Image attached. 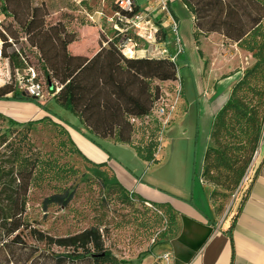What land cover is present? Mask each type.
Instances as JSON below:
<instances>
[{"label":"trees","instance_id":"1","mask_svg":"<svg viewBox=\"0 0 264 264\" xmlns=\"http://www.w3.org/2000/svg\"><path fill=\"white\" fill-rule=\"evenodd\" d=\"M180 2L193 16L196 40L199 35L219 34L250 54L254 60L215 115L210 144L203 158L202 179L224 192L215 195L226 198L227 193L239 188L262 134L264 0ZM5 3V11L12 17V23L5 30L14 43H17L16 34L20 30L28 45L37 51L41 74L46 85L52 86L55 104L75 116L94 139H109L115 144L127 145L139 160L156 162L161 126L151 117V112L163 85L176 80V62L168 58L126 57L119 48L120 40L100 38V29L96 30V25L83 13L86 1L74 4L77 16L81 17L64 15L55 23L46 22L49 10L44 4L31 6L30 0H5ZM116 11L115 7L111 15ZM137 13V7L131 12L120 11L125 18ZM72 23L78 24L76 30ZM115 23L123 27L116 20ZM82 28L92 29L94 33L88 32L84 38H80ZM160 32L163 34L162 30ZM2 39V56L8 60L11 82L0 86V100L10 97L29 102L37 100L17 89V75L20 70H26L24 60L20 53H7L11 45L5 37ZM0 121L20 129L0 133V263L4 260L6 264H18L19 261L21 264H141L150 251L140 253L132 262L119 260L105 246L98 226L58 238L44 236L30 228L25 219L28 191L33 182L49 172L56 175L58 171H54L50 159L33 150L29 139L32 128L49 122L62 135L60 144L69 147L72 154L81 155L68 140L66 131L50 119L17 122L0 114ZM102 167L98 165L94 168ZM64 172L59 170V173ZM108 176L110 188L117 189L121 197L130 202L128 193L112 176ZM71 201L72 193H55L43 200L42 209H65ZM138 203L145 205L140 199ZM152 207L145 208L155 216L154 223L163 226V230L152 239L153 244L160 237L166 242L176 235L175 213L167 204ZM23 231L35 244L44 245V250L37 245H26ZM17 249L21 254L16 259Z\"/></svg>","mask_w":264,"mask_h":264},{"label":"crops","instance_id":"2","mask_svg":"<svg viewBox=\"0 0 264 264\" xmlns=\"http://www.w3.org/2000/svg\"><path fill=\"white\" fill-rule=\"evenodd\" d=\"M134 1L141 14L140 10L145 5H148L147 13H151L155 0ZM176 3L183 6L180 0H169L167 6L170 16L178 24L180 16L174 10ZM185 10L186 14H180L191 23L192 46L196 53L193 61L201 85L194 95L187 96L180 76L182 96L172 120L160 136L156 162L139 160L127 145L115 144L109 139H94L67 111L65 119L57 117L53 121L47 115L43 118L66 129L67 138L79 151V157L92 167L103 166L100 170H106L135 199L151 206L167 204L173 209L176 235L156 248L157 255L169 252L171 264H264V138L247 171V180L242 181L221 215L211 202V187L201 177L215 115L227 102L231 89L245 70L252 66V56L216 33L196 40L193 16ZM157 14L160 13L157 12L146 27L157 25L166 41L171 38L169 20L159 23L161 16ZM146 16V13L142 15ZM88 32L94 33L92 29L82 28L80 38ZM226 42L232 43L228 56L215 55L216 45H226ZM185 64L188 73L193 75V66L188 62ZM225 81L230 88L229 94L218 98L217 88ZM30 117L19 122L29 121Z\"/></svg>","mask_w":264,"mask_h":264},{"label":"rangeland","instance_id":"3","mask_svg":"<svg viewBox=\"0 0 264 264\" xmlns=\"http://www.w3.org/2000/svg\"><path fill=\"white\" fill-rule=\"evenodd\" d=\"M86 2L87 4L83 11L93 14L103 9L106 17H112L111 11L115 9L113 0H105L104 2H102V0H86ZM30 4L31 6H40L44 4L45 7L48 8L49 16L46 19L48 23H55L64 15H71L72 17L77 16L76 7L74 3L69 2V0H30ZM174 10L177 14L179 12L180 16L177 35L182 47V53L177 54L176 58L178 77L180 80L182 77L187 96H192V93L194 95L195 91H199V86L201 85V81L195 70V62L193 61L196 53L193 51L192 46V27L191 23L181 18L182 15L180 13L186 10L180 3L175 4ZM147 12L148 5H145L142 10H140V13L142 15L146 13L147 16L145 18L142 17L139 23H137L139 27L137 31L144 34L142 37H146L148 34V32L144 31H149L150 26L146 27V25L157 13ZM157 16H161V21L159 20L160 18H158L159 23L167 19L169 20L171 38L166 41L171 42L169 45V53L176 55L180 47L177 46V44L175 45L176 42H174L172 18L166 11L160 12ZM77 17L79 18L81 16ZM102 21L103 23L94 24L100 29L99 35L101 39L109 41L120 40L119 42H122L125 37H129L137 44L136 49L138 52L135 54V57L159 58L152 53L165 42L161 32L156 35L155 44L151 40L147 43L145 40L137 37L135 32L136 29L131 28V25H126L127 31L119 33L114 27L115 21L111 20L107 22L105 18ZM72 26L73 28L75 27L76 30L78 24L72 23ZM17 31L15 49L20 53L21 59L24 60V67H31L39 73V78L43 83L42 93L37 100L30 102H23L15 97H10L7 100H0V114L11 117V119L17 122L29 116H32L29 120L41 119L44 115L50 116L53 121L57 117L65 119L68 114L52 100V86L51 84L48 86L46 85L45 79L41 74V62L39 61L37 51L28 45L23 32L20 30ZM200 36L204 35H199L197 39H199ZM214 37H218L221 41H225V39L217 35ZM230 42H226V45L217 44V52H215V55L224 56L227 54L228 56V49H231L230 45H232ZM7 53H11V50H7ZM252 61V63H254L253 59ZM186 62L193 66L191 67L195 77L188 73ZM246 68L245 66L244 69ZM26 73L27 70H20L17 75V81L25 77ZM229 91L228 82H222L217 88V92L219 93L218 98H222L224 94L228 95ZM33 115L36 116L35 119ZM8 129H11V131L14 129L20 130L19 128L9 126L6 122L0 121V133L6 132ZM164 129L165 127L162 133ZM65 131L68 137V132L66 129ZM61 136L59 130H56L49 122L36 125L32 128L29 139L32 146H34L33 150L41 153L45 159H50L54 171L57 169L58 171L56 175L49 172V174L42 177V179L37 180L35 183L33 182L28 191L25 205V219L30 228L40 231L44 236L58 238L74 235L91 226H98L105 246L117 257V259L132 262L137 259L140 253L150 251L141 264H159L157 257L160 254H156V248L162 245L163 241L160 237L156 239L153 244L152 239H155L157 234L163 230V226L159 227L154 223L155 216L145 208V205L138 203L137 199L133 198L130 200L128 197L130 202H127L121 197V193H119L117 189L110 188L109 185L111 183L106 171L90 166L79 156L72 154L71 150H68L69 147H63L62 144H60L63 141ZM263 138L264 122L259 144ZM59 170H64L66 172L59 173ZM203 182L211 187V202L218 215H221L227 210L236 190L227 194L225 193L226 198H223L214 194H223L224 192L220 188L215 187L205 180H203ZM65 191L72 193V201L65 209L60 207H51L48 208L47 211L42 209V202L44 199L55 193ZM0 204L2 203L0 202ZM220 207H222L221 210ZM22 236L26 245H37L40 250H44V245L35 244L29 235L26 234V231L22 232ZM18 249L15 253L16 259L21 254ZM0 264L6 263L2 260ZM18 264H21V262L19 261Z\"/></svg>","mask_w":264,"mask_h":264},{"label":"built area","instance_id":"4","mask_svg":"<svg viewBox=\"0 0 264 264\" xmlns=\"http://www.w3.org/2000/svg\"><path fill=\"white\" fill-rule=\"evenodd\" d=\"M86 0H69V2H72L76 5H79L81 2ZM105 0H102L104 2ZM168 1L169 0H155L154 5L151 8L152 12H163L166 11L169 14L168 11ZM113 4L116 7L117 11L112 15L111 18L106 17V15L103 12V9H100L93 14L87 13L84 11L86 18L91 21L92 23H98L99 21H102L104 18L107 22L113 20L121 23L123 27H120L119 24L114 23V27L117 30V32H125L127 31L126 25H131V28L136 29V35L137 37L145 40L147 43L153 41L155 44L156 35L161 31L160 28H158L155 25H151L149 28L146 37H142L144 35L142 32L139 33L137 23L142 19V15L137 13L131 18H125L122 15H120V11H126L131 12L136 7L134 0H113ZM6 3L5 0H0V86H3L5 84H9L11 82V72L10 67L7 59H4L2 56L3 53V39L2 37H5L7 39V43L11 45L9 48L11 51H14L16 53H19L17 49H15V43L12 38H10L6 32V27L12 23V17L11 15L5 11ZM170 15V14H169ZM171 17V16H170ZM172 18V17H171ZM148 23V22H146ZM172 31L174 33V42L175 45L180 47V49L177 51L176 55H172L169 53V45L171 42L165 41L157 50H155L154 56H158L159 58H168L172 62H176L177 54L182 53V47L181 42L178 37V24L177 22L172 18ZM137 44L129 37H125L124 41L119 42V48L123 52V54L129 58L135 57V54L138 52L136 49ZM127 53V54H126ZM130 53V54H128ZM27 73L26 76L21 78L20 81L17 82V89L19 92L24 93V95L30 97V98H38L41 96L42 93V80L39 78V73L35 71L31 67L26 68ZM21 90V91H20ZM181 93H182V83L180 78L177 75V78L173 82H167L165 85H163L161 89V95L159 99L156 101L152 112L151 117L156 119L159 125L161 126V133L164 127H166L170 121L172 120L173 114H175L176 109L178 107V103L181 99ZM134 122V120H132ZM248 171V170H247ZM247 180V173L243 177L242 181ZM242 183V182H241ZM129 199H133L132 194H128ZM145 206L149 208H153L150 204L144 203ZM154 242V241H152ZM157 260L159 264H171V254L169 252L162 253L157 257Z\"/></svg>","mask_w":264,"mask_h":264},{"label":"bare ground","instance_id":"5","mask_svg":"<svg viewBox=\"0 0 264 264\" xmlns=\"http://www.w3.org/2000/svg\"><path fill=\"white\" fill-rule=\"evenodd\" d=\"M128 54H130V53H128Z\"/></svg>","mask_w":264,"mask_h":264}]
</instances>
